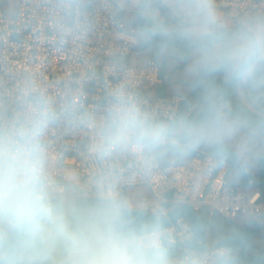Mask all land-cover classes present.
<instances>
[{"label": "built area", "instance_id": "obj_1", "mask_svg": "<svg viewBox=\"0 0 264 264\" xmlns=\"http://www.w3.org/2000/svg\"><path fill=\"white\" fill-rule=\"evenodd\" d=\"M214 11L244 23L264 18V0H16L13 8L0 0V264H128L110 244H57L60 221L81 201L166 218L134 238L157 264H231L232 247L203 248L191 222L170 210L261 216L264 190L250 178L253 189L243 191L228 180L232 163L181 140L197 105L183 95L151 96L170 80L156 60L125 62L140 55L141 23L174 27ZM254 69L243 70L242 83ZM168 147L191 156L162 164L155 151ZM139 186L149 194L126 195ZM20 228L41 253L12 246Z\"/></svg>", "mask_w": 264, "mask_h": 264}, {"label": "crops", "instance_id": "obj_2", "mask_svg": "<svg viewBox=\"0 0 264 264\" xmlns=\"http://www.w3.org/2000/svg\"><path fill=\"white\" fill-rule=\"evenodd\" d=\"M132 1L138 5L144 0ZM251 21L234 22L222 11L201 13L187 24L150 25L157 39L151 44V34L141 23L138 47L141 62L154 59L170 76L169 82L152 89L151 95H183L197 105L194 117L184 122L181 140L232 163L228 180L245 192L253 189L247 185L250 178L254 187L264 190V25ZM208 42V47L186 51L189 44ZM251 63L255 69L242 83V72ZM220 101L230 104L219 109ZM155 153L162 164L191 156L189 149L180 147ZM199 214L208 221L203 246L232 247L231 264H264V215L227 220L209 218L206 211ZM31 249L41 253L40 248Z\"/></svg>", "mask_w": 264, "mask_h": 264}, {"label": "rangeland", "instance_id": "obj_3", "mask_svg": "<svg viewBox=\"0 0 264 264\" xmlns=\"http://www.w3.org/2000/svg\"><path fill=\"white\" fill-rule=\"evenodd\" d=\"M7 3L11 8L14 7L16 0H7ZM252 20V19H248ZM246 20V21H248ZM253 24H263L264 18H258L251 21ZM141 56L136 54L128 57L125 62L130 65H135L140 61ZM145 62V61H144ZM153 97V95H151ZM149 194L147 187L139 186L132 187L126 190L128 196H146ZM180 207H174L170 210L171 213L179 209ZM122 207L116 202H104V203H81L76 206L72 215L83 217L87 219L90 226L93 228L94 236H92V242L106 243L114 245L117 248L119 257L128 264H157L155 260V254L152 251L139 248L134 243V238L139 236L134 234L132 236L120 238L114 235L111 231L105 227L108 222L117 221L120 224H127L130 227L133 224V220L136 218L134 214L128 215V218H122ZM128 211V210H127ZM137 211V210H130ZM141 212V211H140ZM172 218V217H171ZM131 230L133 231L132 227ZM11 244L14 247L18 245L28 246L30 248L39 249V245L35 238L29 234L24 228L12 233ZM16 245V246H15Z\"/></svg>", "mask_w": 264, "mask_h": 264}, {"label": "trees", "instance_id": "obj_4", "mask_svg": "<svg viewBox=\"0 0 264 264\" xmlns=\"http://www.w3.org/2000/svg\"><path fill=\"white\" fill-rule=\"evenodd\" d=\"M151 23H143L142 26L147 30L149 34H151V39L149 43L157 42L155 36L152 35V30L149 28ZM155 26V25H154ZM208 43H198V44H189L187 50H192L197 47H208ZM244 68V67H243ZM81 203H99V202H89V201H81ZM124 209V208H123ZM122 218H128V215H135V219L133 220L132 229L127 224H120L117 221L108 222L105 224V227L111 231L114 235L124 238L128 236H132L134 234L142 235L152 230H155L160 227H164L168 224V220L163 217H157L156 215L140 212V211H130L125 209L122 211ZM179 215L185 216L192 224L193 229L196 235L205 240L206 237V227L208 226V221L201 217L199 213L194 211L190 206L183 205L176 211L171 213V217L175 218ZM92 236H94L93 228L88 223L87 219L83 217H79L76 215H71L69 217L63 218L60 221L58 230H57V244L61 249L67 250L72 246H86L92 242ZM205 243V242H204ZM114 246V245H112ZM115 247V246H114ZM203 248H207L203 246Z\"/></svg>", "mask_w": 264, "mask_h": 264}]
</instances>
